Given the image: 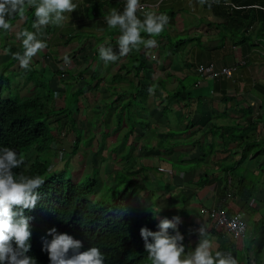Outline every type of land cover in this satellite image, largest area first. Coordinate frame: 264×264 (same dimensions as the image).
Listing matches in <instances>:
<instances>
[{
    "label": "crops",
    "instance_id": "obj_1",
    "mask_svg": "<svg viewBox=\"0 0 264 264\" xmlns=\"http://www.w3.org/2000/svg\"><path fill=\"white\" fill-rule=\"evenodd\" d=\"M74 2L77 8L71 13H66L68 19L62 25L49 24L38 31L32 27L35 9L26 0L24 14L22 16L16 14L9 18L10 29H0V74L21 76L19 91L27 93L26 91L33 90L34 84L25 83L26 79L21 73H28L35 68L41 69L43 65L48 66L46 70L51 73L55 70L56 61L65 59L66 62L72 61L73 68L76 69L69 76L74 78L66 80L65 83L75 81L79 75L85 79L97 75L100 86L96 99L114 102L120 99V95L129 98L131 95L129 89L133 85L145 87L150 84L148 92L144 88L147 101L155 100L159 106L157 108L155 104L153 107L150 106L151 122L144 137L153 145L157 144L158 138L162 141L170 139L176 146V152L164 153L165 157L171 159L176 155H182L183 158L177 169L170 168V164L160 159L154 149L144 161L145 164H153L158 174L164 172L160 166L172 171V181L167 177L166 180L157 178L152 182L147 179V187L153 191L152 194L154 193L157 201V211L162 209L160 214L164 218L180 215L181 233L194 247L203 238L199 229L204 226L206 237L212 243L213 253L215 251L230 253L238 264H254L257 249L258 255L264 260V229L259 228L256 239H250L253 230L251 222L256 223L264 218L263 204L261 203L260 207L255 206L252 199L258 194L263 195L264 192L262 188H256L250 198L248 191L241 187L240 181L243 180L248 168L246 161L229 173L217 170L209 176L206 174V168L217 165L218 161L224 160L227 164L237 163L241 158L240 146L247 139L264 141V0H139L147 4L144 9L137 10V15L141 19L144 12L165 13L169 18L168 23L164 30L155 36L157 40L155 46L146 47L141 44L127 55L119 56L116 61L108 63L100 58L99 46H111L118 53L120 32L118 27H108L104 17L112 10L122 12L126 1L74 0ZM224 21L229 22V31L222 25ZM24 29L38 31L37 37L46 44V47L32 57L27 68L21 67L14 55L23 52L22 39L17 36V32ZM141 35L145 38L149 36L143 32ZM179 38L194 40L179 43ZM199 48L201 53L199 63L196 65L192 54ZM141 60H144V65ZM202 66L206 68L207 73L209 72L204 77L198 72V68ZM138 67L142 69L140 72L137 71ZM224 67H234L232 74L222 72ZM43 75L45 77V74ZM182 79L194 82L200 79V82L192 86L193 93L189 95L190 99L184 98L177 102L170 96L179 88ZM110 85H115L112 89L117 86L118 92L114 95L110 92ZM91 92L92 90H89L88 96L80 98L79 105L81 104L83 111H89L98 105L91 104L87 99L93 94ZM201 98L205 101V107L202 108L195 103V100ZM175 103L181 104V108L173 107ZM166 108L170 109L169 115L164 112ZM189 113H192L196 120L191 127H187L193 129L186 136L191 138L180 135L174 138L172 135L174 130L188 125ZM207 114L210 118L215 117V120H205ZM154 115L159 121L154 119ZM88 116L92 117V114L89 113ZM217 126L223 127L220 131L226 128V133L230 127H234L236 138L231 140V136L226 134L225 139L232 141L226 151L220 146L223 139L219 135L209 133ZM203 132H207L208 135L203 140L211 143L210 147L213 142L217 147L206 155L205 160H200L203 148L200 146L202 148L200 150L199 142L196 141ZM261 155L259 163L264 161V154ZM214 160L217 162L212 164ZM197 161L205 163L204 167L196 165ZM256 168L255 164L251 165V169L257 174L259 170ZM204 173L207 175L206 184L198 185ZM176 197L178 200L174 199ZM181 198L189 199V202L176 204ZM222 205L230 210L248 205L247 212L242 209L248 223V235L242 239H235L231 234L215 228L201 213L203 206ZM252 205L256 212L261 213H253ZM258 243L260 244L257 245ZM185 252L187 253L186 250Z\"/></svg>",
    "mask_w": 264,
    "mask_h": 264
},
{
    "label": "trees",
    "instance_id": "obj_2",
    "mask_svg": "<svg viewBox=\"0 0 264 264\" xmlns=\"http://www.w3.org/2000/svg\"><path fill=\"white\" fill-rule=\"evenodd\" d=\"M222 25H225L229 31V22L224 21ZM190 40L194 39H182L178 42L186 43ZM199 51H201V48L192 54L196 65L199 63L198 58L201 53ZM143 61L141 60L144 65ZM141 70V67L137 68L138 72ZM21 75L25 77V83L32 82L34 84L35 90L32 93L21 94L18 88L19 85L17 90H15L10 77L4 73L0 74V144L11 146L25 156V164L14 171L17 173L23 172L25 175L40 174L45 177V182L39 189L40 198L36 207L26 210V214L32 217L30 220L33 233L32 248L29 255L34 256L38 264H49V256L43 250V244L46 238H50L48 230L55 227L58 231L68 232L74 238L81 239L83 241V248H88L92 245L100 247L105 256V264H153L145 248V241L140 230L143 226H147L151 230L156 231L162 219L160 217L157 218L151 210V208H154L156 213L159 214L155 195L154 193L152 194L153 191L146 186V182L137 174L140 170L146 172L154 170L156 167L153 164L142 162L138 164L142 168H136L134 164H137L138 161L133 155L137 144L142 138L140 135L148 129L149 119L147 121L144 115L139 117L136 114H132L129 116L133 124L131 129L124 131V134L117 132L118 127L120 128L124 124L123 119L126 111L134 109V107L139 108L138 104L142 105L145 111H150L147 106V93L144 91V88L148 92V88L151 85L147 84L145 87L133 85L129 89L131 93L129 98H124L123 95H120V99L116 102L113 100L108 103V100L102 101L101 99L98 102L101 101L102 103L99 104L97 102L99 105H95V107L97 106L98 109L104 105L106 107L109 105V108L112 110V113L103 119L105 133L102 139V137H98V133L94 130L89 131L87 135L83 134L78 126L81 112L79 105L80 98L81 96H86L89 90L97 91L100 86L97 75H94V77L89 76L86 79L79 75L78 78L83 79L81 84L73 85L67 83L63 89L58 86L55 76L48 77V83L45 82L43 73L38 69H32L28 73H21ZM73 78L68 79L72 80ZM78 78L74 80L76 81ZM198 82H200V79L195 82L182 79L181 86L170 97H174V101L177 102H180L184 98L190 99L188 94L191 93V90L185 83H189L191 88L198 84ZM57 89L61 90L64 95L62 98L64 104L61 107H56L54 104V91ZM164 112L166 113V111ZM54 116L57 117V121L61 127L65 119L67 125H69L68 132L76 134L74 141L75 152H77L82 141L84 146L86 145L93 149V158L96 162H103L104 151L110 150L114 157H119L123 160L127 167L125 165V169L116 170L113 180L105 185L102 183L98 165H95L93 172L83 171L78 178L74 177L72 172L69 173L67 167L60 172L51 171L49 169L51 159L47 153L51 149L53 142L58 138L51 126ZM110 116H115L116 119L113 118L112 120ZM97 119L99 120L100 116H95L94 125ZM191 124L192 121L189 127H191ZM212 126L213 124H211ZM225 126L229 127V125ZM137 128L141 129L142 133L141 131L135 132ZM221 128L223 127L217 126L209 133H213L215 136L219 135L223 139L222 144L218 145L221 146L222 150L226 151L229 149L228 145L232 142L231 140L236 138V133L234 127H230L229 130L227 129L228 133L225 131L226 128L220 131ZM113 129L114 135H112ZM226 134L231 136L230 141L225 139ZM205 136H208L207 132H203V135L197 138L196 141L199 142V147L203 148L200 147V150L202 149L200 152V158L202 159L200 160H205L206 155L211 151L213 152L217 147L213 142L210 151L204 149L205 146L211 145V143L208 144V142L203 140ZM106 137L116 138V140H111V143H109L110 147L106 145ZM95 138H97V142L99 141L98 147H93V140ZM130 139L132 140L129 142ZM143 140L145 143L143 149H149L145 150V156L150 154L147 153L148 151L152 152L156 149L155 152L158 157L169 162L170 168H174L173 162L164 155V153L170 154L175 151L176 146L174 143L171 142L170 149L167 150L161 147L162 140L160 138H158L156 145H153L151 141L146 139ZM240 148L241 158L237 163L232 162L227 164L224 160H221L218 161L217 165H211V167L213 168V172L221 170L222 172L229 173V171L236 169L241 163L246 161L248 168L240 184L241 187L248 191V196L251 198L256 189L248 185L250 183L248 173L255 175L251 169V165L253 164H255L257 170L264 171V161L263 163H259V157L262 156L261 154H264V141L259 142L247 139ZM32 154H34L33 158ZM175 159L180 166L183 160L182 155H179ZM215 162L217 161L214 160L212 164ZM196 165L204 167L202 161H197ZM210 173L212 174V172H207L206 174L209 176ZM206 174L204 173L203 177L199 179L198 185L202 186L206 184ZM146 176L144 174V177ZM139 191L147 193L146 197L151 202L147 207H142L136 200L134 201V197L141 195ZM174 199L178 200V197ZM188 202L189 199L181 198V201L177 203L187 204ZM248 208V205H245L237 210L243 209L247 212ZM228 212L231 214L234 213V210L228 209ZM251 223L254 231L252 230L250 239L255 240L259 233V228L264 229V218L256 221V223L255 221ZM178 230L180 232L182 230L180 223L178 224ZM170 231L175 232L173 229H170ZM149 239L151 240L152 238L149 237ZM181 243L184 245V240ZM259 257L258 250L256 249L255 264H262L264 262Z\"/></svg>",
    "mask_w": 264,
    "mask_h": 264
},
{
    "label": "clouds",
    "instance_id": "obj_3",
    "mask_svg": "<svg viewBox=\"0 0 264 264\" xmlns=\"http://www.w3.org/2000/svg\"><path fill=\"white\" fill-rule=\"evenodd\" d=\"M28 4L35 9V19L32 27L38 31L49 24L62 25L68 19L66 13H71L77 8V4L74 0H28ZM138 4L139 0H126L122 12L112 10L105 15L104 19L108 27H118L120 32L118 36V53L114 51L111 46H99V56L105 63L116 61L119 56L127 55L131 50L139 47L141 44L146 47H152L157 44L155 36L164 30L169 18L165 13L157 14L155 12H144L143 19H141L140 16L137 15ZM25 7L26 0H0V29H10L11 24L9 18L16 14L22 16ZM37 32L27 29L17 32V36L22 39L23 52H17L14 55L23 68L29 67L32 57L36 55L39 50L46 47L45 42L37 37ZM142 32L149 34L148 38L142 36ZM45 66L46 65H43V68L38 69L41 73L45 74V82L48 83V75L50 77L55 76L58 86L62 89L66 87V80H68L72 72L76 70L73 68L72 61L66 62L65 59L61 61L57 60L55 70L51 73L46 70L48 66ZM32 89L33 90L26 91L27 93L21 94L32 93L35 90V86ZM63 96L61 90L57 89L54 91V104L56 107H60L59 105H61ZM80 109H82V107H80ZM105 112L106 111H104L103 114ZM88 115V111L81 110L79 115L80 118L78 119L79 123L82 121L86 126L85 128L81 127L78 123L79 128L85 135L89 132L87 127L92 123L91 117ZM105 118L106 117L100 116L99 122L97 119L93 127H99V125H101L103 129V119ZM55 120L58 126L59 123L56 116L52 118L51 126ZM60 131L62 132V129H60ZM69 136L74 137V146L76 134L70 132L68 134V137ZM140 141L144 142V140L141 139ZM55 143H57V140L53 142L49 150L51 165L56 160ZM81 146L86 147L81 141L77 152ZM138 146L139 145H137L136 149H143L145 147V145L141 147ZM90 149L92 150L91 147ZM73 152L76 153L75 147ZM148 157L149 154L145 156V159ZM60 158L62 159V157ZM68 160L67 158V163L65 164L67 169L69 166ZM24 164L25 156L22 153L11 146L0 144V264H38L37 259L29 255L32 248L33 233L30 225L32 217L26 214V210L36 207L38 199L40 198L39 189L44 184L45 177L40 174L25 175L23 172L17 173L14 171ZM134 165L136 166V164ZM123 168L124 166L122 169ZM136 168L140 169L142 166L138 165ZM160 168L162 167L160 166ZM166 170L168 169L162 168V171ZM148 171L152 172V175H154L152 180L159 178V176L155 175V170ZM169 171H171V169H169ZM142 173L143 172L140 170L137 175L140 176ZM144 174H147V171ZM169 174L170 177H168V180L172 181L173 175L172 173ZM165 177H167V173ZM145 178L146 180L149 179L147 176ZM147 184L146 182V186ZM135 200L142 207H147L150 205L149 203H151L148 197L145 196V199H143L141 195L134 197V201ZM219 207L227 210L229 209L225 205ZM219 207L203 206L201 208V213L203 208ZM151 210L157 218L160 217L162 219L160 220L158 230L153 231L147 226H143L140 231L145 241V248L153 264H238L236 258L230 253L225 254L222 251H215V253H213L212 243L206 237L204 226H201L199 229L203 238L200 239L199 243L194 247V245H191L184 239L183 233L178 230V224L181 222L180 215H175L172 218H164L162 214H160L162 209L160 212L158 211L159 214L156 213L154 208H151ZM207 220H210L213 224L211 219L207 218ZM170 229L175 230V232H171ZM218 230L223 231L222 229ZM48 231L50 238L44 240L43 250L48 253L49 264H105V256L100 247L92 245L88 248H83V241L74 238V236L68 232L58 231L55 227L50 228ZM223 232L231 234L227 231ZM231 236L234 237L232 234ZM149 237L152 239L150 240ZM183 240L185 243L187 242L186 245L185 243L184 245L181 243ZM185 248L187 253L185 252ZM189 250H191L190 253Z\"/></svg>",
    "mask_w": 264,
    "mask_h": 264
},
{
    "label": "rangeland",
    "instance_id": "obj_4",
    "mask_svg": "<svg viewBox=\"0 0 264 264\" xmlns=\"http://www.w3.org/2000/svg\"><path fill=\"white\" fill-rule=\"evenodd\" d=\"M179 40H181V38H179ZM6 76H8V75H6ZM9 77H10L12 83H13V88L15 90H17L18 85H20L21 76H18V75L15 74L14 76H9ZM82 82H83V79H79V80H76V81H70V84L79 85ZM185 85L187 87H189V89L191 90V93H189L188 95H192L193 90H192V87L190 88L191 85L189 83H185ZM114 86L115 85H110V87H114ZM116 87H115V89H111L110 90L111 94L112 93H115V92H118V90H117ZM92 91H93V94L95 95V97L91 96V97L88 98V100H89V102L91 104H97V102L99 101V99L98 100L96 99L97 91L96 90H92ZM195 92H197L196 89H195ZM90 98H91V100H90ZM110 101L111 100H108V103ZM92 102H95V103H92ZM100 102H98V103L100 104ZM149 103H150V105H149ZM195 103L200 108L205 107V101H203L202 98L201 99H198V100H195ZM63 104H64L63 103V100L61 99V105H59V106L61 107V106H63ZM154 104H155L156 108L159 106V105H157L155 103V100L149 99V102L147 101L148 109L150 110V106L153 107ZM138 106H139V108L134 107L135 110L134 109H130L128 112L127 111L125 112L124 119H123L124 120V124H123L122 127H120V128L118 127L117 132H119L120 134L121 133L124 134V131H126L127 129H131V127L133 126V124L131 123V120H130L129 116H131L132 114H136L139 117L144 115L145 116V120L148 121V119L150 118L149 117L150 116L149 115L150 111H148V112L145 111L142 108V105H140V104H138ZM181 106H182L181 104H176V103H175V105H173V107H175L177 109L178 108H181ZM109 107L110 106L107 105V107H101L100 109H98L97 106H96L93 109L91 108V110L88 111L90 114H92V117H91L92 123L87 127V129L89 131H92V130L96 131L98 133L99 137L100 138L102 137V139H103V136H104V133H105V128L102 129L101 125H99V127L98 126L93 127L94 126V121H95L94 118H95V116H98V117L99 116H101V117H107V115H110L112 113V110ZM104 111H106V112L103 114ZM165 111H166V114L169 115L170 109L168 110V108H166ZM145 113H147V114H145ZM202 113H205V112H202ZM208 115L209 114H207V117L205 118V120H207V119L208 120L209 119L215 120V117L210 118ZM187 117H188V120H189L188 125L186 127H184V128L183 127H180L179 129L174 130L173 133H172V135H173L174 138H176L179 135L180 136H183V137H186V136H188V132L193 130V129H188L187 127L189 126L190 121H192V124H194V121L196 122V120L194 119V116L192 115V113H189L187 115ZM113 118L116 119L115 116H112V117L110 116V119L113 120ZM154 119L156 121H159V118L157 116H155V115H154ZM138 120H139V118H138ZM98 122H99V120H98ZM150 122L148 121V124ZM79 124H80L81 127H84V128L86 127L85 124L82 123V121H80ZM157 125L158 124H156V126ZM52 127H53L54 132H55V134H56V136L58 138H57V143H55V150H56L55 151V157H56V160L49 167V169L51 171L59 172L61 170H64L65 164L67 163V158L69 159L68 160V165H69L68 166V171H69V173L70 172H73V176L75 177V175H76L77 178L83 173L84 170L86 172H90V173L93 172L95 165H98L97 167H99V169H100V175H101L102 183H103V185H105L106 183L111 182L113 180L114 174H115V171L116 170H121L122 167L126 165V164H124V161L121 160L119 157L115 158L114 155L112 154V152L110 150L104 151V153H103L104 154L103 155L104 161L103 162H100L99 161V163H98V161L96 162L95 159L93 158V153H94L93 149L91 150L90 147H88V146H86V147H82L81 146V148L79 149V151L76 152V153H74L73 152V150H74V146H73V139H74V137L73 136H69L68 137V133H70V132H68L69 125H67L66 120L65 119L63 120L62 127L60 126V124H58V126H57L56 120H55L52 123ZM60 129H62V132L60 131ZM114 129L112 130V135H114V133H115V132H113ZM194 130H196V129H194ZM137 131H141V133H142V130L139 129V128H137L135 132H137ZM145 133H146V131L142 135H140V137L142 136L141 140L145 139V137H144V134ZM186 138H191V137L189 136V137H186ZM113 139L116 140V138H114V137H109V138L106 137L105 138V142H106V145H108V147H110V144L109 143H111V140H113ZM190 141L192 142V140H190ZM98 145H99V141L97 142V138H95L93 140V147H98ZM137 145H139L138 147H141V146H144L145 144H144L143 141H140ZM170 146H171V140L168 139V138L167 139H164L161 142V147L163 149L169 150L170 149ZM145 150H149V149L148 148H145ZM145 150L144 149H136L135 148V150L133 152L134 157L135 156L136 157H140V158H136L137 161L139 160L138 161L139 164L145 161V152H146ZM210 150H211L210 149V146H208L207 147V151H210ZM65 153H66V155H65ZM147 153H150V151H148ZM47 154L49 155V152ZM175 155H176V153H175ZM178 156L179 155H176L175 158H177ZM33 157H34V154H32V158ZM60 157H62V159ZM175 158H172L170 160L173 162L174 169H177L179 167V165L177 164V160ZM179 160H180V157H179ZM204 164L205 163H203V165ZM126 167H124V169ZM136 167H138V164H136ZM154 170H156V169H154ZM206 171L207 172H213V168L211 167V165L208 168H206ZM144 173L145 172H143L142 174H140L139 177H142L143 181H145V182L148 183V181L144 177ZM154 173H155V175L159 176L160 179L163 178L164 180H166L165 174L167 173V178H168V177H170V174L169 173H172V171L166 170L164 172H161L160 174H158L155 171ZM146 175L149 178V180L152 182V178L154 177V175H152V172L147 171V174ZM248 177H249L248 179L250 181V183H248L249 186H253L255 189L256 188H262L263 189V192H264V171H259V173H257V174L255 173V175H253L251 173H248ZM139 194H141V196L143 197V199H145V196H146L145 192L139 191ZM252 201H251L252 204L255 205V206L260 207V205H262V204H263L262 206H264V194L263 195H260V196H259V194L256 195L252 199ZM177 204H179V203H177ZM253 205H252V209L254 210L253 213H261V211H257L256 212V208L253 207ZM246 215H247V213H246ZM259 244L260 243H258L257 245H259ZM185 250H186V248H185ZM259 258L261 259V257H259ZM253 262L255 264V260H253ZM262 264H263V262H262Z\"/></svg>",
    "mask_w": 264,
    "mask_h": 264
},
{
    "label": "built area",
    "instance_id": "obj_5",
    "mask_svg": "<svg viewBox=\"0 0 264 264\" xmlns=\"http://www.w3.org/2000/svg\"><path fill=\"white\" fill-rule=\"evenodd\" d=\"M145 7H147L146 3L139 2L138 9H144ZM233 69L234 67H224L222 72L231 75ZM198 72L201 77L209 74V72L207 73L206 68L203 66L198 68ZM202 213L206 218L212 220L216 228L231 233L235 238H243L246 235L248 223L245 219L244 213L241 210L235 209L234 213L229 214L228 210L222 207L203 208Z\"/></svg>",
    "mask_w": 264,
    "mask_h": 264
}]
</instances>
